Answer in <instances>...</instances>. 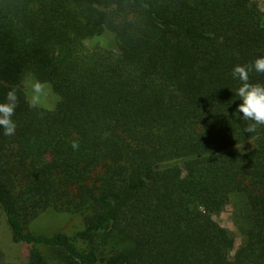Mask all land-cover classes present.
Listing matches in <instances>:
<instances>
[{"label":"trees","instance_id":"16d2710c","mask_svg":"<svg viewBox=\"0 0 264 264\" xmlns=\"http://www.w3.org/2000/svg\"><path fill=\"white\" fill-rule=\"evenodd\" d=\"M261 18L257 0H0V81L19 98L0 208L23 258L0 248V264H264V126L244 132L232 76L264 55ZM28 74L54 108L29 107ZM233 193L250 220L230 261L212 214ZM46 211L82 227L38 234Z\"/></svg>","mask_w":264,"mask_h":264},{"label":"rangeland","instance_id":"374dc122","mask_svg":"<svg viewBox=\"0 0 264 264\" xmlns=\"http://www.w3.org/2000/svg\"><path fill=\"white\" fill-rule=\"evenodd\" d=\"M262 11L261 24L264 28V0H257ZM113 41L109 37H103L98 40H87L89 49L108 47ZM34 77L32 74L29 76ZM26 77V78H27ZM25 78V79H26ZM35 78V77H34ZM23 83V82H22ZM52 88V87H51ZM25 95L27 93L23 89ZM57 96L52 89V94L48 102L41 106L42 108L52 109L55 107ZM215 224L228 232L230 236V248L228 251L229 260L232 261L234 250L243 243L245 239V230L250 220V211L246 198L241 193H233L226 204L216 207L212 214ZM82 227V220L76 216L54 213L46 211L40 214L30 223V228L38 234H50L56 231H64L71 235L74 231ZM0 248L5 253L8 261L21 263L23 261L21 250L22 244L12 239L11 231L7 224L5 215L0 208ZM232 263V262H231Z\"/></svg>","mask_w":264,"mask_h":264},{"label":"clouds","instance_id":"9594fccd","mask_svg":"<svg viewBox=\"0 0 264 264\" xmlns=\"http://www.w3.org/2000/svg\"><path fill=\"white\" fill-rule=\"evenodd\" d=\"M251 71L264 73V55L257 56L249 64H237L232 69V76L240 81V85L236 89V95L241 101L237 105V111L248 122L244 132L249 134L256 133L258 126H264V84L250 82L249 73ZM0 86L9 89L4 100L0 101V128L3 129L5 136H12L17 127L13 120L19 99L17 88L9 86L4 81H0ZM22 87L27 93V103L32 108L45 105L52 94L51 85L47 81H41L31 75L23 81ZM58 99L59 97H57ZM71 146L74 150L78 149V141H73ZM235 147L237 149L236 145ZM239 148L243 149V143L239 145Z\"/></svg>","mask_w":264,"mask_h":264}]
</instances>
